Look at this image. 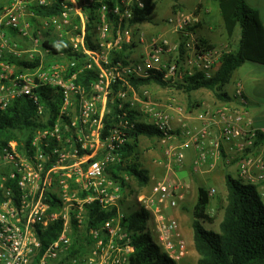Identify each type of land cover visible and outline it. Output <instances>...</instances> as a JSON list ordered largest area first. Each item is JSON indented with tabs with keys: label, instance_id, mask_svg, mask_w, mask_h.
Masks as SVG:
<instances>
[{
	"label": "built area",
	"instance_id": "2783aa9c",
	"mask_svg": "<svg viewBox=\"0 0 264 264\" xmlns=\"http://www.w3.org/2000/svg\"><path fill=\"white\" fill-rule=\"evenodd\" d=\"M106 1L62 0L63 11L42 19L43 25L33 34L26 18L37 20L32 8L51 6L52 0H12L0 14V110L28 98L35 106L36 124L31 139L12 140L0 147V264H133L137 246L125 220L134 213L145 217L137 235L155 237L157 243H150L160 256L174 264L185 263L189 246L169 211L185 197L188 186L179 181L178 173L186 167L190 153L195 175L218 166L235 167L236 179L256 187L264 199V155L257 145L259 131L245 110L243 85H237L230 101L203 108L195 117L187 109L179 110L173 124L169 108L154 101L145 87L137 89L131 83L154 72H164L172 81L195 72L207 78L216 73L228 49L199 50L196 29L202 22L201 5L192 14L174 13L169 23L178 41L154 37L139 58L111 66L112 50L136 44L135 40L144 43L141 35H134L137 25L130 22L152 0H116L112 7ZM91 9L99 23L90 31L87 12ZM52 25L53 31L70 29L66 32L69 45L87 61L83 69L97 68L99 78L90 92L77 85L78 73L68 70L76 62H68L64 53L56 56V62L40 59L39 67L19 75L14 65L4 61L10 31L45 53L43 44L49 40L46 36H52L46 34ZM89 35L97 49L86 44ZM57 37L59 45L65 38ZM14 54L19 56L17 51ZM34 61L31 55L27 62ZM115 98L118 122L107 125ZM130 111L137 113L133 124L128 119ZM135 124L159 133L167 170L149 192L136 198V190L123 188L110 177L113 166L127 164L123 149L129 142L128 129ZM125 180L128 185L129 178ZM215 193L216 189L210 190V198ZM95 204L101 212L114 215L100 225L91 224L89 207Z\"/></svg>",
	"mask_w": 264,
	"mask_h": 264
},
{
	"label": "trees",
	"instance_id": "16d2710c",
	"mask_svg": "<svg viewBox=\"0 0 264 264\" xmlns=\"http://www.w3.org/2000/svg\"><path fill=\"white\" fill-rule=\"evenodd\" d=\"M62 0H52L51 6L33 7L36 15L42 19L54 18L62 11ZM116 0H107L106 4L112 7ZM220 17L228 41H232L236 30L240 29V38L235 49L227 50L222 55L216 73L207 78L202 72H195L192 76L187 75L182 81H172L165 78L164 72L150 73L144 79H131V83L137 89L148 87L153 84L162 88H176L188 95L189 107L192 108L191 94L201 89L212 91L219 100H227V95L223 92L224 87L230 82L233 73L246 63H254L264 66V29L258 18L257 12L251 9L245 0H219ZM154 10V4L149 2L143 10L135 12L131 25H139L147 21ZM89 16L88 30L99 23L98 15L92 9L87 12ZM35 22V19H33ZM10 33L15 36L14 32ZM92 36V35H91ZM89 35L86 44L97 49V43L91 40ZM15 38V37H14ZM200 38V49L207 52L214 46L210 45L204 38ZM183 44H181V54H184ZM136 44H123L121 49L112 50L110 53V65L119 63L126 64L133 54ZM47 57H56L64 53L68 62H76L75 67L69 66L70 74L77 72V85L83 86L90 92L91 85L97 82L99 72L96 67L93 69H83L86 59L83 55L73 51L68 41L61 44L48 40L43 44ZM4 61L19 68L20 73L24 69H34L39 67L40 59H35L30 63L13 56H6ZM115 87L114 91L117 92ZM119 101L115 98L112 104V113L107 115L105 120L107 125L118 122ZM137 113L130 111L128 119L131 124L137 119ZM36 129L35 106L28 98L16 100L6 110H0V147L12 140L21 142L31 139ZM159 133L152 127L144 124H135L128 129L129 142L123 149V157L127 159V164H117L110 169L112 180L119 181L122 187H128L126 176L133 177L141 185L149 184L147 171L142 168L139 158V144L142 137L153 138ZM264 144V135L258 132L257 145ZM227 188V203L224 210V217L219 226V232L207 230L204 223L214 225L216 218L208 213L211 204L209 190L200 187L198 199L193 208V232L195 249L199 255L198 264H264V202L254 186L242 184L233 175L227 174L225 178ZM91 212V224L100 225L110 219L114 212H101L95 204L89 207ZM145 217L141 213H134L125 221L129 223L130 230L133 231V241L137 246V253L133 257V264H146L150 258L155 264H174L173 262L160 256L146 237L137 235V231L142 229L139 221H144ZM81 241V240H80Z\"/></svg>",
	"mask_w": 264,
	"mask_h": 264
},
{
	"label": "crops",
	"instance_id": "0c3cea01",
	"mask_svg": "<svg viewBox=\"0 0 264 264\" xmlns=\"http://www.w3.org/2000/svg\"><path fill=\"white\" fill-rule=\"evenodd\" d=\"M219 0H207L203 3H199L194 11L201 5L200 17H201V24L197 27V32L200 37L204 38L210 45L218 48V47H228L227 49L232 50L236 48V42H239L240 34L234 35L233 40L230 42L228 41L224 28L223 23L220 17V10H219ZM247 5L257 12L258 18L263 26L264 29V0H245ZM180 6H184L181 2ZM173 6V5H172ZM205 10H208V13H205ZM143 24V23H142ZM146 30L149 29L145 27ZM174 30H164V34L167 37L174 36ZM142 44V43H141ZM137 48V47H136ZM140 49V47H139ZM132 59H136L134 53L131 55ZM237 85H243L244 95L247 100V105L245 110L248 116L251 118L253 126L262 134L264 135V66L254 63H246L238 68L232 75L230 82L224 87L223 92L227 95V100H219L215 94L208 90V89H201L195 91L191 94L192 97V108L189 111L192 117H195L197 111H201L203 108L206 107H214L217 104L228 102L231 100V96L234 93ZM179 92H182L179 90ZM185 94L184 92H182ZM187 98L186 104H180L175 100H171L169 102H159L162 106H168L170 111L172 112L173 124H177L178 117L180 114L179 110H185L188 107L189 97L185 94ZM155 101V100H154ZM167 102V103H166ZM166 103V104H164ZM181 108V109H180ZM193 124L197 122L195 120L192 121ZM144 138V137H142ZM141 138V139H142ZM157 139V137H153ZM152 138V139H153ZM141 143V140H140ZM140 144H139V152H140ZM159 147V146H158ZM161 149V147H159ZM162 150V149H161ZM260 150L264 155V144L260 145ZM153 154L155 152H152ZM161 158L159 161H154L151 163H147V167L142 165V168L146 171L149 170L148 177L150 179L149 183H152V180L158 181L165 177L167 170L165 167V159L163 158V152L159 150L156 152L154 157ZM151 157H153L151 155ZM157 160V159H156ZM192 160H193V153L187 157L186 167L180 171L178 177L185 179V183H189V190L185 191V197L181 200L180 205L176 209H172L169 211V216L176 219L179 223L178 232L183 239H185L188 243L189 250H190V257L186 261L185 264H198L199 255L195 249L194 244V232H193V208L198 199V190L200 187H207V183L211 184H222L223 179L225 181V175L227 173H231L233 177L236 179L237 176V169L233 167L232 169L224 168L219 166L215 171L212 172H205L203 174L195 175V180H193V184L190 182V174L192 172ZM128 177V176H126ZM130 179H135L133 177H128ZM138 181V180H137ZM154 181V182H155ZM153 182V183H154ZM139 183V181H138ZM147 192H143L145 194ZM259 194V192H258ZM260 196V194H259ZM264 202V199H262ZM222 220L218 223H220ZM184 264V263H183Z\"/></svg>",
	"mask_w": 264,
	"mask_h": 264
},
{
	"label": "rangeland",
	"instance_id": "374dc122",
	"mask_svg": "<svg viewBox=\"0 0 264 264\" xmlns=\"http://www.w3.org/2000/svg\"><path fill=\"white\" fill-rule=\"evenodd\" d=\"M12 2V0H0V14L2 12V10L8 6L10 3ZM184 4V6H180V3ZM202 0H152V3L154 4V10L150 16V18L145 21L143 24H139L137 26H135V30H134V35H141L143 37L144 43H142L141 45L137 42V40H135L137 48H135L134 50V55L135 57L139 58L141 55H143V52L145 50L146 45L148 44V42L154 38V37H160V36H165L164 34V30H174V25L169 23V21L171 19H173L174 13H185V14H192L195 7L199 4L202 3ZM173 5V6H172ZM26 21H30L31 25L33 27L31 33L33 34L34 31L36 30V28L39 26L41 27V25H43L42 23V18L38 17L37 20H35V22L33 20L30 19V17L26 18ZM145 27H148L149 29L146 30ZM55 30V26L52 25L51 29H49L46 34H50L52 35L51 37L46 36L45 39H49L55 42H59V38L57 37L59 34H63L64 38L63 41H69V35L67 36L66 32H69V28L68 27H62L61 30ZM236 34H240V29L238 28L235 32V37ZM134 36V37H135ZM15 37V38H14ZM170 40L172 41H178L179 37L177 34H174V36L169 37ZM8 49L6 52V56H13L16 57L18 59L24 60V61H28L31 57V55H33L35 57V59H43L45 61V63H50V62H56L57 57H47L45 55L44 52H42V48L41 47H33V44L31 41L25 40L21 37H18L17 35L13 36L11 33H8ZM62 41V42H63ZM238 43L236 42V47H237ZM140 47V49H139ZM220 49H226L228 47H218ZM37 50V52H35ZM19 52V56H14V52ZM29 51H33V54H31ZM67 63V61H66ZM64 63V64H66ZM15 75H19L20 74V70L17 66H15ZM23 71V70H22ZM177 82H180L177 80ZM141 88V87H140ZM153 100L155 101H162V102H169L170 99L177 101L180 104H186L187 103V98L185 96V94H183L182 92H179V90H177L176 88H162L158 85H151L148 87H145ZM140 92V91H139ZM166 102V103H167ZM159 103V102H158ZM164 103V104H166ZM165 108H168V106H163ZM187 110L190 111V107H189V103H188V107ZM140 152H139V158H140V163L141 165H143L144 167H147V163H151L154 161H159L161 158L158 157H154V155H156V152H159V150L161 152H163L159 147V143L157 139H152V138H147L144 137L141 139V143H140ZM159 146V147H158ZM152 152H155L154 154ZM151 155L153 157H151ZM157 159V160H156ZM193 162V160H192ZM192 167V165H191ZM219 167V166H218ZM222 167V166H221ZM228 167H225V169ZM228 169H232V168H228ZM216 170V169H215ZM214 170V171H215ZM146 171L148 172L149 170L146 169ZM227 174H231V173H227ZM226 174V175H227ZM149 175V173H148ZM179 175V174H178ZM225 175V178H226ZM179 181L182 182L183 184L187 185L188 188L186 191L189 190V183H185V179L178 177ZM193 180H195V174L193 172H191L190 174V182L193 184ZM155 180H152V183H149L148 185H141L140 182L138 183V181L136 179H130L128 180V189L131 190H136L134 192V197H137V194L139 193H143V192H149L152 184ZM206 188L210 191L212 189H216V193L215 195H213L211 197V204L209 206L208 209V213L216 218L215 224L212 226L209 223H204V226L207 230H212L215 232H219V222L221 220H223L224 217V210L223 208L225 207L226 203H227V188H226V183L223 179L222 184H211V183H207L206 184ZM190 191V190H189ZM139 226H143L144 223L142 221H139ZM142 236L146 237L148 239L149 242L153 241L155 243H157V239L155 237H151L152 239H150L148 237V235L146 233H143ZM190 257V256H189ZM186 263V262H185ZM184 263V264H185ZM146 264H155L150 258H147V262ZM196 264V263H195Z\"/></svg>",
	"mask_w": 264,
	"mask_h": 264
}]
</instances>
